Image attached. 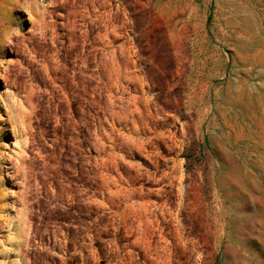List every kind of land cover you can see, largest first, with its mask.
I'll return each mask as SVG.
<instances>
[{"label":"rangeland","instance_id":"374dc122","mask_svg":"<svg viewBox=\"0 0 264 264\" xmlns=\"http://www.w3.org/2000/svg\"><path fill=\"white\" fill-rule=\"evenodd\" d=\"M0 264H264V0H0Z\"/></svg>","mask_w":264,"mask_h":264}]
</instances>
